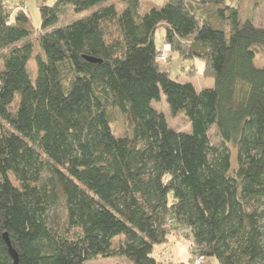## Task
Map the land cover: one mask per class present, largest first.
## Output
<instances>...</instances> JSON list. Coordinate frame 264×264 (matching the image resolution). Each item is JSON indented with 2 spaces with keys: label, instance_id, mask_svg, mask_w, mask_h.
I'll list each match as a JSON object with an SVG mask.
<instances>
[{
  "label": "trees",
  "instance_id": "trees-1",
  "mask_svg": "<svg viewBox=\"0 0 264 264\" xmlns=\"http://www.w3.org/2000/svg\"><path fill=\"white\" fill-rule=\"evenodd\" d=\"M0 0V264H157L177 231L195 257L264 264V27L238 0H54L35 31ZM236 2V3H235ZM212 8L214 18L204 13ZM74 16L61 22L62 16ZM224 22L228 29L217 28ZM213 78L197 89L157 63L154 34ZM96 58L100 62L86 58ZM34 59L32 78L28 62ZM165 96L188 132L153 102ZM131 123L116 134L112 110ZM216 128L221 145L210 142ZM231 143L236 164L231 163Z\"/></svg>",
  "mask_w": 264,
  "mask_h": 264
},
{
  "label": "rangeland",
  "instance_id": "rangeland-1",
  "mask_svg": "<svg viewBox=\"0 0 264 264\" xmlns=\"http://www.w3.org/2000/svg\"><path fill=\"white\" fill-rule=\"evenodd\" d=\"M116 4L117 11L120 12L124 3L122 0H113ZM22 0H6V5L11 8H18ZM54 0H26L24 1V9L31 18L33 27L35 31L39 30L41 18L39 13V6L42 4L50 5ZM239 14L241 19L251 18L252 22L256 26L264 27V0H238L236 1ZM235 2V3H236ZM144 8L150 5L159 6L163 4V0H142ZM204 13L210 15L214 18V13L212 8L205 9ZM72 15L69 13L62 16L61 22L71 19ZM214 26L217 28L228 29L226 23L221 22L218 24V20H212ZM164 28L162 26L158 27L154 34L155 45L158 49H164L167 44L164 43ZM166 60H157L158 65L162 70L168 71L172 79L186 83L190 82L195 88L201 89L204 87L213 86L214 80L208 74L204 73L203 63L199 60L183 59L176 52H173L170 47L166 52ZM256 62L259 65L264 64V52H261L257 56ZM2 69V64L0 60V70ZM29 74L34 78L36 74V63L34 59H30L28 62ZM160 100L154 101L153 105L159 111L163 112L166 120L173 129L177 131L188 132L190 130V123L188 118L182 113L177 112L176 114H171L163 93L160 94ZM112 123L111 126L116 134H129L131 131V123L127 117L121 115L117 110H112ZM209 140L214 145H221V140L219 138L218 132L214 125L210 127L208 131ZM228 147L231 149V163L234 166L236 164V148L233 144L227 143ZM189 239L185 235L174 231L168 235L167 240L161 244H155L152 249V257L156 260L157 264H192L193 256L190 251ZM196 259V257L194 258ZM86 264H135L132 260L125 256L117 257H97L88 261ZM201 264H218L215 258H210L201 260Z\"/></svg>",
  "mask_w": 264,
  "mask_h": 264
},
{
  "label": "water",
  "instance_id": "water-1",
  "mask_svg": "<svg viewBox=\"0 0 264 264\" xmlns=\"http://www.w3.org/2000/svg\"><path fill=\"white\" fill-rule=\"evenodd\" d=\"M87 60L89 61H95V62H100L99 59H96V58H91V57H87L86 58ZM3 239L5 240L6 244H7V247H8V251L11 255V257L13 258L14 260V264H18V253L16 251V249L11 245V242H10V239L8 237V234L5 232L3 233Z\"/></svg>",
  "mask_w": 264,
  "mask_h": 264
},
{
  "label": "built area",
  "instance_id": "built-area-1",
  "mask_svg": "<svg viewBox=\"0 0 264 264\" xmlns=\"http://www.w3.org/2000/svg\"><path fill=\"white\" fill-rule=\"evenodd\" d=\"M24 1L25 0H22V2L19 4L18 8H23L24 7ZM169 50V45L165 46V48L162 50H160L158 53H157V60H166V51ZM201 260H202V257H196V259L193 260V263L192 264H201Z\"/></svg>",
  "mask_w": 264,
  "mask_h": 264
},
{
  "label": "crops",
  "instance_id": "crops-1",
  "mask_svg": "<svg viewBox=\"0 0 264 264\" xmlns=\"http://www.w3.org/2000/svg\"><path fill=\"white\" fill-rule=\"evenodd\" d=\"M26 1V0H25ZM6 2V1H5ZM24 5H25V3H24ZM6 7H7V9H9V11H10V13H11V15H13L14 14V12L16 11V9H18V8H11V7H8L7 5H6ZM24 8V7H23Z\"/></svg>",
  "mask_w": 264,
  "mask_h": 264
}]
</instances>
